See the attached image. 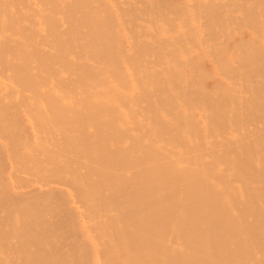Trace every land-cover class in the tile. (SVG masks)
Listing matches in <instances>:
<instances>
[{"label":"bare ground","instance_id":"1","mask_svg":"<svg viewBox=\"0 0 264 264\" xmlns=\"http://www.w3.org/2000/svg\"><path fill=\"white\" fill-rule=\"evenodd\" d=\"M0 264H264V0H0Z\"/></svg>","mask_w":264,"mask_h":264}]
</instances>
